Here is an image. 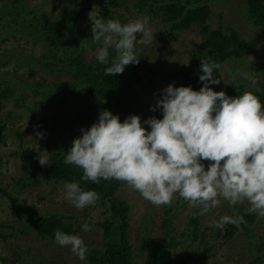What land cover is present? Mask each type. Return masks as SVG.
Segmentation results:
<instances>
[{"label":"rangeland","instance_id":"374dc122","mask_svg":"<svg viewBox=\"0 0 264 264\" xmlns=\"http://www.w3.org/2000/svg\"><path fill=\"white\" fill-rule=\"evenodd\" d=\"M21 3L25 7L26 19L18 17ZM209 18L202 25H192L180 34L170 35L162 22L160 12L154 14L140 6L137 0H0V95L5 86L11 88L6 96H0V189L6 191L11 199L0 193V264H89L80 260L67 247L57 246L53 240L38 237L26 227L27 213L35 218L59 214L65 222L76 227L83 241L89 248L102 250L103 229L98 222L108 215L106 204L96 202L94 206L76 209L64 199L63 182L39 179L30 183L34 169L22 154L26 148H33L35 158L46 157L47 160L57 150L67 152L73 138L80 135L81 128L92 123H65L69 111L91 108L93 101L82 90L72 93L68 89H57L65 82H71L66 70H53L46 64L53 58V49H49L42 36L36 37L29 24L35 13H46L49 18H56L61 9L84 6L79 13L77 31L67 36L70 43H81L83 38H91L90 16L98 11V16L119 19L126 23L147 16V26L152 40L146 44L135 45V54L144 56L149 78L141 75L142 84L137 88L146 108L155 105L160 90L168 85L165 71L173 63L188 65L194 44L200 43L212 29L226 27L236 30L247 41V51L240 58H230L222 62L219 68V83L209 85L213 91H224L232 97L238 84L246 88L260 84L256 81L264 76V32L258 26L249 27L251 20L244 11L245 0H205ZM16 5L18 8H16ZM30 19V20H29ZM138 34L137 40H140ZM65 42L67 39L65 37ZM98 44L84 46V56H95ZM109 54H115L109 49ZM42 57H45L42 59ZM161 63V68L157 64ZM246 73L242 79L240 74ZM39 83V84H38ZM262 83V82H261ZM37 84V85H36ZM41 84V85H40ZM55 89L47 96L48 86ZM42 86V87H41ZM42 133V138L36 133ZM47 152V153H46ZM207 167L208 161H203ZM24 183H26L24 185ZM129 205V242L132 246V264H146L149 249L165 247L168 237L161 227L162 218H170L173 227L170 235L176 246L172 249L175 258L183 264H246L250 256L260 253L264 258V217L256 214L252 221L250 234L236 232L233 238L222 243L215 238L217 228L209 227L212 220L222 215H232L233 208L239 215L247 214L246 201L229 206L220 204L201 216L199 209L189 207L178 195L170 205L153 206L126 183L119 181L115 193ZM199 220L200 231L205 234V242L192 243L186 232L190 217ZM87 223L89 231H83L81 225ZM216 243H221L217 245ZM197 246V247H195ZM196 248L200 257L192 254ZM190 253V257L184 255Z\"/></svg>","mask_w":264,"mask_h":264},{"label":"clouds","instance_id":"9594fccd","mask_svg":"<svg viewBox=\"0 0 264 264\" xmlns=\"http://www.w3.org/2000/svg\"><path fill=\"white\" fill-rule=\"evenodd\" d=\"M90 13L91 41L99 45L95 59L108 65L104 75L121 74L125 66L136 64L135 45L152 40L149 18L122 24L99 17L98 11ZM109 49L115 53L111 57ZM216 68L219 64L211 59L199 60L198 90L172 83L162 88L149 108L159 109V119L152 116L141 122L130 114L120 121L109 110L99 112L96 121L73 138L63 163L81 169L82 181H122L153 206L170 205L178 195L204 216L221 201L230 207L246 201L249 214L264 217V107L248 91L232 97L213 91L209 85L220 81L213 75ZM240 76L247 78L246 73ZM36 135L42 138V133ZM37 160L41 166L48 164L46 157ZM203 161L209 162L207 167ZM63 192L78 210L99 199L96 191L84 190L75 181L65 182ZM243 222L233 208L232 215H222L208 226L238 228ZM81 228L90 230L87 223ZM53 242L77 259L86 258L87 246L79 235L56 229Z\"/></svg>","mask_w":264,"mask_h":264},{"label":"trees","instance_id":"16d2710c","mask_svg":"<svg viewBox=\"0 0 264 264\" xmlns=\"http://www.w3.org/2000/svg\"><path fill=\"white\" fill-rule=\"evenodd\" d=\"M114 0H110L112 3ZM140 6H146L149 13L160 12L162 22L166 26L170 35L180 34L189 29L192 25H202L209 18V6L203 3L205 0H137ZM16 8L18 6L16 5ZM84 6H76L70 9H61L56 18H49L45 12L35 13V18L29 24L34 29L36 37L42 36L49 49H53V58L46 64L53 70H66L71 82H65L57 89H68L72 93L82 90L84 95L93 101L91 108H81L69 111L66 115L65 123L77 122L79 124L93 123L96 121L99 112L109 110L112 114L117 115L120 121H123L128 115H138L141 122L146 118L155 116L161 118L159 109L150 111L146 108L141 100L137 88L142 84L141 75L149 78L148 72L153 73L152 68L147 69L144 56L138 55L136 64L125 66L121 74L104 75V68L108 65H102L96 61L95 56L87 59L84 56V46H92L90 39H84L81 43L73 44L67 36H72L78 28V22L81 19L80 12ZM25 7L21 3V10L18 11V17L26 19V13H23ZM244 11L251 20L253 26H258L264 32V0H245ZM30 20V19H29ZM224 32L221 29H212L208 31L205 38L191 49V62L188 65L173 63L165 73V81L176 86H191L193 90H198L201 82L198 80L199 60L211 59L220 65L223 61L230 58L242 57L247 49V41L239 36L235 29L226 27ZM138 36V34H137ZM65 37L67 42H65ZM110 53V52H109ZM114 54H110V57ZM45 57H42L44 59ZM159 63L157 64V67ZM161 68V63L160 66ZM219 68L213 70V75L219 80ZM253 87L246 88L244 84H238L234 96L248 91L257 96L262 107H264V76H261ZM262 82V83H261ZM39 84V83H38ZM37 85V84H36ZM41 85V84H40ZM42 87V86H41ZM46 95L48 96L55 85L48 86ZM11 88L8 84L5 86L0 96H6L10 93ZM147 128L146 125H143ZM66 152L57 150L48 159V164L41 166L34 157L33 148H26L22 151L28 164L34 169L33 175L27 177L30 183L36 184L39 179L45 181H75L84 190H94L98 193V203L106 204L108 209L107 217L98 222L103 229V248L97 250L87 246L86 260L89 264H132V246L129 242L128 231L129 225V205L123 199L115 195L119 181L109 180L101 181L99 184H93L91 181H82L80 179L81 169L74 165L63 163ZM26 183H24L25 185ZM0 193L10 198V195L0 189ZM253 214H244V222L235 227L231 224H225L222 229L216 231L215 238L221 239L226 243L233 238L236 232L244 235H252ZM64 216L59 214H48L40 217H34L27 213L24 222L26 227L34 232L38 237L53 240V232L59 229L67 234H76L81 237L79 231L70 222L63 220ZM161 227L163 233L167 236L168 244L165 247H152L149 249L146 264H183L179 258H175L172 249L176 246L174 238L170 235L173 227L170 218H162ZM186 232L189 233L192 243L197 239L199 243L205 242V234L200 231L199 220L190 217ZM217 245L221 243H216ZM197 247V246H195ZM194 256H201V252L196 248L192 249ZM184 255L191 256L189 252ZM246 264H264V258L260 253L250 256Z\"/></svg>","mask_w":264,"mask_h":264}]
</instances>
